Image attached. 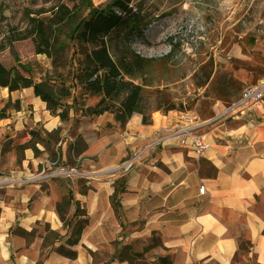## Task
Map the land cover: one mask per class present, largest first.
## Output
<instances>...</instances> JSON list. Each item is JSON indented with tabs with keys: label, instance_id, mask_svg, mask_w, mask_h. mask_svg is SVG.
<instances>
[{
	"label": "crops",
	"instance_id": "crops-1",
	"mask_svg": "<svg viewBox=\"0 0 264 264\" xmlns=\"http://www.w3.org/2000/svg\"><path fill=\"white\" fill-rule=\"evenodd\" d=\"M233 75L251 83L241 69ZM23 89L32 119L20 111L0 119V175H32L45 160L25 148L18 162L12 148L35 124L46 132L61 128L59 156L83 175L0 192V264H264V99L248 121L203 124V157L171 137L124 169L148 139L179 122L180 110L156 111L150 124L134 113L121 125L109 112H73L62 123L40 98L31 100V87ZM222 108L217 101L213 113ZM76 139L84 145L77 155Z\"/></svg>",
	"mask_w": 264,
	"mask_h": 264
},
{
	"label": "trees",
	"instance_id": "trees-1",
	"mask_svg": "<svg viewBox=\"0 0 264 264\" xmlns=\"http://www.w3.org/2000/svg\"><path fill=\"white\" fill-rule=\"evenodd\" d=\"M67 1L72 5L59 1L46 10L27 11L25 26L11 27L0 40V50L13 51L14 42L30 39L34 52L50 58L54 72L61 70L58 81L48 74L37 81L16 55V65L10 68L0 61V87L9 92L31 87L46 110L60 121L69 119V110L84 116L109 112L121 125L134 113L141 115L143 124H150L152 113L171 110L193 111L202 121L214 115L212 108L217 101L229 105L240 96L245 84L233 70L249 72L250 84L264 77L259 67L236 57L227 59L231 68H226L204 50L202 41H197L199 45L191 54L182 51L177 42L160 57L142 56L132 48V33L141 35L145 24H141L131 0H110L102 8L93 6L91 0ZM85 8L87 12L79 14ZM67 73L73 79L70 83L64 77ZM75 87L78 92H74ZM90 97L96 99L94 104L81 103ZM7 108H0V119L9 116ZM27 134L38 136L34 129ZM83 147L76 139L75 155ZM19 148L35 151L25 143Z\"/></svg>",
	"mask_w": 264,
	"mask_h": 264
},
{
	"label": "rangeland",
	"instance_id": "rangeland-1",
	"mask_svg": "<svg viewBox=\"0 0 264 264\" xmlns=\"http://www.w3.org/2000/svg\"><path fill=\"white\" fill-rule=\"evenodd\" d=\"M59 1L72 5V2L67 0H0V40L11 27L22 29L25 26L27 11L46 10ZM91 1L93 6L102 8L110 0ZM130 5L133 10L139 11L140 22L145 24L141 35L132 33V48L140 55L160 57L170 51L172 43L177 42L181 44L182 51L191 54L199 45L197 41H202L204 50L211 52L216 61L224 64L226 68H231L227 59L236 57L250 66L259 67L260 71L264 72V0H131ZM86 12L87 8L80 10L79 14L84 15ZM119 34L122 35L123 31H119ZM236 49L239 50L237 53ZM69 54L70 49L67 55ZM14 55L21 63L28 65L35 80L40 81L46 74L56 81L59 80L57 73L61 70L54 72L51 59L44 54H36L30 39L14 42L13 51L9 48L0 50V61L10 68L16 65ZM247 73L251 76L249 72ZM23 74L26 75V72ZM64 77L67 83L73 81L70 73L65 74ZM27 91L29 90L20 89L10 94L7 89H0V108L7 105L9 114L25 112V115L32 119L31 106L23 105L21 102L26 98ZM74 92H78L77 87L74 88ZM15 94L19 98H12ZM95 101V98L90 97L81 103L92 105ZM73 112L69 110V119L70 113ZM68 120L61 122L66 123ZM32 129L37 131L38 136L31 137L26 134ZM60 130L61 128L58 127L52 132H46L41 124H35L31 128L26 127L23 133L28 136L23 143L34 146L33 153L37 156L45 157L41 162L45 167H54V165L66 167V164H70V158L64 161L57 154L60 153L62 141ZM72 134H75L74 131ZM12 141L13 139L7 141L1 147L10 146ZM21 144L16 142L12 147L17 151L18 162L21 156L19 148ZM68 148L70 149V144ZM31 182L38 181L29 183ZM8 186L12 185H0V192ZM260 205L263 207L264 202ZM57 250L66 251L63 247H58Z\"/></svg>",
	"mask_w": 264,
	"mask_h": 264
},
{
	"label": "built area",
	"instance_id": "built-area-1",
	"mask_svg": "<svg viewBox=\"0 0 264 264\" xmlns=\"http://www.w3.org/2000/svg\"><path fill=\"white\" fill-rule=\"evenodd\" d=\"M264 99V77L259 79L256 83L245 86L240 96L231 102L229 105H224L222 110L214 114L211 118L206 120H199L196 113L193 111H181L179 122L171 128H166L160 131L155 136L148 139L143 147L136 152L132 153L123 162L124 169L129 168L136 160H138L143 152L158 144L164 140L174 137L178 143L188 149L194 157H203L208 148V142L204 136V133L200 131V127L203 124H209L213 121H248L253 115L258 104ZM231 133L234 129L229 130ZM55 164V162H52ZM82 176L80 173L73 168H67L63 166L45 167L43 163H39L35 173L24 177L15 176H0V185H15L23 184L30 181H41L57 176ZM199 193L204 192V186L201 185L198 189Z\"/></svg>",
	"mask_w": 264,
	"mask_h": 264
},
{
	"label": "bare ground",
	"instance_id": "bare-ground-1",
	"mask_svg": "<svg viewBox=\"0 0 264 264\" xmlns=\"http://www.w3.org/2000/svg\"><path fill=\"white\" fill-rule=\"evenodd\" d=\"M4 89H6V88H4ZM36 97V96H35ZM31 98V100H33V101H36V100H38L39 99V97H36L35 98V100L33 99V97H30ZM37 105V104H36Z\"/></svg>",
	"mask_w": 264,
	"mask_h": 264
}]
</instances>
